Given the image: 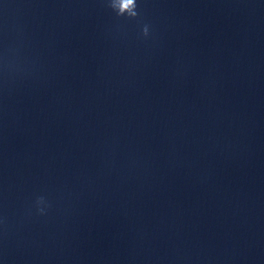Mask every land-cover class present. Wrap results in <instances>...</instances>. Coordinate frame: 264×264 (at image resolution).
Instances as JSON below:
<instances>
[{
	"label": "clouds",
	"instance_id": "1",
	"mask_svg": "<svg viewBox=\"0 0 264 264\" xmlns=\"http://www.w3.org/2000/svg\"><path fill=\"white\" fill-rule=\"evenodd\" d=\"M110 7L116 11L117 15L124 16L127 15L130 18L137 17V2L136 0H119V7L115 3V0H111ZM145 36L148 35V27L145 25L143 29Z\"/></svg>",
	"mask_w": 264,
	"mask_h": 264
}]
</instances>
